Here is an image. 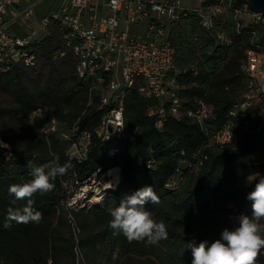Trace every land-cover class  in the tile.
Returning <instances> with one entry per match:
<instances>
[{
    "label": "trees",
    "instance_id": "trees-1",
    "mask_svg": "<svg viewBox=\"0 0 264 264\" xmlns=\"http://www.w3.org/2000/svg\"><path fill=\"white\" fill-rule=\"evenodd\" d=\"M246 4L247 0H235L211 31L203 29L195 12L169 28L184 107L195 111L203 101L213 106L214 118L202 125L184 113L180 119L167 117L158 129L159 116L151 117L149 111L159 102L132 89L126 94L124 119L126 128L137 130V135L122 142L118 153L97 136L105 111L98 110V97L89 105L90 86L77 74L76 60L67 48V30L51 24L45 36L30 44L29 51L36 57L33 67L0 63V135L12 146L11 160L0 155V264H75L74 231L66 213L60 212L66 198L62 181L72 173L85 181L99 169L122 170V183L109 194L107 204L72 212L85 264H101L103 259L112 264H191L187 243L207 240L210 245L224 228L234 227L232 217L251 214L247 196L258 176H264V161L247 159L262 153L264 145L241 128L240 115H230L248 88L241 64L251 46L253 25L238 33L234 15L236 8ZM217 34H224L228 42H218ZM42 110L65 128L77 123L79 132L92 134V150L85 162L69 158L66 142L32 121ZM229 121L236 126L234 140L225 146L213 144L212 136ZM57 157L60 165L72 167L52 181V191L31 197L33 210L42 213L41 221L8 220L9 208L27 204V199L10 195L9 186L33 179L28 161L42 165ZM174 178L179 187L168 188ZM145 186H152L160 199L159 204L149 201L145 208L165 223L168 233L155 245L129 242L108 224V208L119 206L125 196ZM256 264H264V249Z\"/></svg>",
    "mask_w": 264,
    "mask_h": 264
},
{
    "label": "built area",
    "instance_id": "built-area-1",
    "mask_svg": "<svg viewBox=\"0 0 264 264\" xmlns=\"http://www.w3.org/2000/svg\"><path fill=\"white\" fill-rule=\"evenodd\" d=\"M21 1L33 5L38 0H0V63L20 62L29 68L36 65V57L29 51L30 44L36 39L32 36L21 38L10 33L6 21L9 11ZM234 1L66 0L58 14L43 18L47 29L56 23L67 30V48L76 60L77 74L90 86L89 105H93L98 97V110L105 111L96 131L103 145L118 153L122 142L136 137L137 130H128L124 119L126 94L132 89H136L143 98H153L159 102L149 111V116H159L156 122L158 129L164 126L167 117L180 119L184 113L202 125L214 118L213 106L203 101L198 102L195 111L184 107L179 95L182 88L177 79L175 49L168 40V32L175 22L189 12H195L203 29L211 31ZM234 15L238 33L244 26L253 25V29L251 46L246 50L241 64V72L249 79L247 92L234 105L230 115H240L243 120L241 128L255 135L264 145V16L253 12L248 4L236 8ZM31 16L29 10L22 13L26 21ZM216 38L222 44L228 42L224 34H217ZM61 56H65V52ZM235 127L233 121L227 122L212 136L211 142L220 146L230 144L235 138ZM46 133L58 135L66 142V155L69 158L78 163L88 159L92 150V134L79 132L77 123L65 128L56 119H51ZM0 140L10 146L0 148L1 157L9 161L12 146L4 135H0ZM118 168L120 178L117 184L109 176L111 169L106 172L99 169L85 181H81L76 173L62 181L66 198L61 205L75 235V264H83L84 258L77 236L80 230L72 212L105 203L108 193L114 192L122 179V170ZM105 182L115 189L105 190ZM167 187L178 188V179L169 181ZM102 192V202H92Z\"/></svg>",
    "mask_w": 264,
    "mask_h": 264
},
{
    "label": "clouds",
    "instance_id": "clouds-1",
    "mask_svg": "<svg viewBox=\"0 0 264 264\" xmlns=\"http://www.w3.org/2000/svg\"><path fill=\"white\" fill-rule=\"evenodd\" d=\"M9 147L0 140V148ZM27 167L33 179L24 184L9 186V194L14 195L16 200L27 199V204L22 208H9L7 219L23 224H38L42 213L33 210L31 197L37 192L44 194L52 191L55 187L52 181L65 175L72 165H60L57 157L42 165L28 161ZM247 199L251 201V214L241 213L236 216L232 229L224 228L220 237L210 245L207 240L198 245L194 241L186 244V248L191 250V264H256L261 249H264V176H258V182ZM149 201L160 203L152 186H145L125 196L119 206L109 207L111 219L108 224L114 234L122 233L129 242H145L149 245L167 239L165 223L157 221L145 208ZM9 226L5 224V227Z\"/></svg>",
    "mask_w": 264,
    "mask_h": 264
},
{
    "label": "rangeland",
    "instance_id": "rangeland-1",
    "mask_svg": "<svg viewBox=\"0 0 264 264\" xmlns=\"http://www.w3.org/2000/svg\"><path fill=\"white\" fill-rule=\"evenodd\" d=\"M65 1L66 0H38L37 2H34L35 4L33 5H29L25 1H21L20 3L12 7V9L9 11V14L6 16V21L8 22V25H9V32L12 34H16L17 36L21 38L27 37V36H32L34 39L42 38L43 36L47 34V31H48L46 26L43 23V18L46 17L47 15L58 14L60 12L61 6L63 5ZM27 10L31 11L32 16L30 19L26 21L23 19L22 13H24ZM32 121L37 122L39 125V128L42 131L43 130L46 131L51 122V119L48 116H46V110H42L33 115ZM247 161L262 162L264 161V154L258 153V154L252 155L247 159ZM109 176L111 177V174H109ZM114 192L116 191L114 190ZM110 193L111 192L108 193L106 200L104 201L105 203L101 205H105L107 204V202H109ZM98 206L99 205H96L94 207H98ZM94 207H91V208H94ZM60 212L61 213L65 212L62 205L60 206ZM234 218L235 217H232V220H234ZM79 233L77 234L78 237H79ZM81 253H82V250H81ZM105 263L112 264V263L106 262L105 259H103V262L101 264H105ZM83 264H85V262Z\"/></svg>",
    "mask_w": 264,
    "mask_h": 264
},
{
    "label": "bare ground",
    "instance_id": "bare-ground-1",
    "mask_svg": "<svg viewBox=\"0 0 264 264\" xmlns=\"http://www.w3.org/2000/svg\"><path fill=\"white\" fill-rule=\"evenodd\" d=\"M110 174H111V177L113 179V183L117 184V182H119V178H120L119 168L111 169ZM106 183H105V190L115 189V187L113 185L109 184L108 182H106ZM103 195H104V192L97 194L92 202H95V204H99L100 202H102V200L104 198Z\"/></svg>",
    "mask_w": 264,
    "mask_h": 264
},
{
    "label": "water",
    "instance_id": "water-1",
    "mask_svg": "<svg viewBox=\"0 0 264 264\" xmlns=\"http://www.w3.org/2000/svg\"><path fill=\"white\" fill-rule=\"evenodd\" d=\"M249 8L256 13H260L264 16V0H247ZM122 183V179L118 187L115 189L117 191Z\"/></svg>",
    "mask_w": 264,
    "mask_h": 264
}]
</instances>
